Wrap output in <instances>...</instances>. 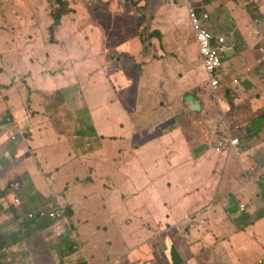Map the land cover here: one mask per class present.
Segmentation results:
<instances>
[{
	"label": "crops",
	"instance_id": "obj_1",
	"mask_svg": "<svg viewBox=\"0 0 264 264\" xmlns=\"http://www.w3.org/2000/svg\"><path fill=\"white\" fill-rule=\"evenodd\" d=\"M134 1L140 3L133 9L134 14L147 10L142 8L145 0ZM184 3L180 7L162 5L152 12L161 22L154 25L150 23L153 34L151 41L142 40L137 33H133L131 40L117 43L116 47L109 46L108 40L105 42V33L95 22L94 25L89 21L85 25L78 23V30L84 38H67L70 29L76 27L70 22L73 19L69 16L71 13L63 16L61 25L65 23L66 32L63 46L74 48L75 56L83 54L85 47L88 51L89 34L98 33L100 44L90 57L93 61L91 66L98 72L92 74L88 83L93 88L94 101L95 92L100 95V80L109 89L114 85L116 87L115 95L123 118L116 122L123 144L118 154L124 153V177L131 188L126 198L122 199L124 207L121 200L111 202L113 208L110 211L116 215L111 219V225L115 228L113 231L111 227L102 231L97 229L91 235V239L96 241L93 248L89 247V240L85 236L81 243L73 230L72 234H67L68 231L64 233L65 236L58 233L43 235V228L50 224L55 226V223L51 220L31 221L27 218L31 211H26L23 218L4 213L8 218L0 221V230L16 238L13 240L11 236H6V247L0 250L4 260L12 256L27 264H198L196 258L202 250L195 255L193 250L186 252L181 247L184 225L194 223L190 231L206 232L212 240L220 233L228 234L225 243L228 246L227 253L208 249L211 255L207 253L203 264H216L217 261L264 264V198L260 197V192L264 190V181L261 179L264 175V83L259 77L264 72V0H184ZM191 8L198 19L206 22L208 29L203 28L214 35L222 36V32L231 34L237 45L234 48L226 46L222 50V80L216 95L209 85L199 53L196 32L189 16ZM127 10L131 14V9ZM113 14L118 15L115 12ZM204 14L208 15L207 19H203ZM111 25L123 37L129 36L125 34L128 22H113ZM121 56L133 63L119 71L115 70L113 75L108 74L109 78L104 75L103 79L100 78L103 63ZM66 65V69H73L80 75L87 76L89 72V63L84 61ZM237 79L239 83L235 82ZM72 86L79 87L81 91L79 82H72L65 91ZM189 96L193 98L192 103L187 101ZM64 98L67 99V95L64 94ZM84 103L89 108L85 97ZM195 105H200L199 111L194 110ZM96 106H92L90 118L95 137L87 138L92 149L86 153V158L90 160L88 164L98 171L105 165L102 176L109 177L108 163H102L97 143L102 136L99 130V107ZM74 111L73 116L64 114L65 128L76 130V121L81 118L79 106H74ZM10 114V123L8 118H2V123L9 124L0 133L2 144L11 141L14 134L24 140L23 133L29 131V123L24 124L22 121L19 124L11 111ZM44 114L48 115L45 110ZM183 115L190 119L180 120ZM55 116L53 114L52 117ZM229 134L239 138V145L217 154L212 146L214 140ZM13 145L15 151L6 152L5 157L13 158L15 165L6 172L11 176L16 175L25 187L27 183L24 175L16 173L15 169L21 161L13 156L21 146L20 140ZM249 152L252 156L247 162L245 159ZM104 155L109 158L112 154ZM224 155L228 159H242L241 171L235 170L234 174L239 176L244 188H249V197L242 196L237 201L246 206L244 211L240 205H236L233 210L228 206L226 196L234 198L230 191L220 193V203L198 196L201 186L195 183L197 176L215 175L217 170L197 167L191 161L197 157L215 160ZM134 160L137 161L134 163ZM75 182L78 183V179L71 183ZM5 183V180H0L1 189ZM63 185L65 188L62 190L66 193L69 181L65 180ZM81 185L88 190L85 181ZM51 192L47 196L41 194L42 198L49 202L60 195L57 190ZM70 197L69 192L63 201L58 200L57 203L67 206L72 223L75 212L71 204L65 202L70 201ZM105 203L96 206V210L106 209ZM23 207L24 204L20 208L25 212ZM214 207H218V210H213ZM132 214L139 216L141 221L135 228L131 225ZM190 217L199 219L188 221ZM200 219L205 220V224H201ZM224 221L233 226H226ZM117 222L119 225L114 226ZM19 225L23 230L14 229V226ZM20 234L21 237L17 238ZM29 240H32V244ZM40 241L45 242V255L38 257L37 254L44 251L38 249L39 244L36 245ZM69 242L72 248L68 249ZM99 250L107 256L105 261L97 260Z\"/></svg>",
	"mask_w": 264,
	"mask_h": 264
},
{
	"label": "rangeland",
	"instance_id": "obj_2",
	"mask_svg": "<svg viewBox=\"0 0 264 264\" xmlns=\"http://www.w3.org/2000/svg\"><path fill=\"white\" fill-rule=\"evenodd\" d=\"M133 1L68 0L70 7L73 9L69 15L73 18L70 22L76 28L70 29L67 38H84L78 30V27H80L78 23L82 22V25H85L89 21L90 24L95 22L102 27V33H105V42L108 40L109 46L114 45L116 47L117 43L131 40L130 36L133 33H137L138 36L142 37V40L151 41V38H149L152 33L150 23L154 25L161 22L159 17L152 12L162 5L165 7H180L185 4L184 0H145V5L142 8L148 7L147 10L134 14L133 9L138 7L136 4L139 1L137 3L134 1L136 4ZM56 7L54 0H0V83L7 84L0 85V117L5 115L7 118L10 117L11 111L19 124L22 121L24 124L29 123V131L23 133L25 134L24 140L17 134V140L15 141L2 144L3 139H0V180L6 181L3 186L5 190L0 187V199L3 192L11 193L9 198L14 205L18 206L17 208L22 207L24 204L23 209L25 212L20 213L21 218H23L26 216V211L32 212L33 209H36L33 211H37L48 204L57 206V201H63L70 192V201L66 200L65 202L71 204V208L75 212V217L72 219L73 224L65 218L59 219L54 221L55 226L50 224L44 227L42 234L58 233L65 236L64 233L68 231L67 234H72L73 230L81 243L84 242L83 237L85 236L89 240V247L93 248L96 241L91 239V235L96 233L97 229L102 231L104 228L109 229L111 227V231H113V228H115L111 225V219L116 216L110 211L113 208L111 202L121 200L124 207L125 202L122 199L126 198L128 190L131 188L124 177L126 173L124 153L118 154V151L120 152V149L123 148V144L119 134L120 129L116 122L123 118L120 115V104L115 95V85L109 89L107 86L102 85V80H100V95L95 92V101L92 97L93 88L88 82L92 74H96L98 71L91 66L93 61L90 57H92L94 48H97L100 44L98 33L95 31L89 34V50L87 51L85 47L83 54L79 53L78 56H75L73 53L74 48L63 46L66 39L64 22L53 34L50 33L49 29L53 24L51 16ZM127 8L131 9V14ZM114 12L118 15L115 16ZM120 21L128 22L125 34L129 36L123 37L122 34L113 30L111 23ZM202 26L207 28L206 22H202ZM222 33L227 42L230 38L233 39L231 34ZM52 38L54 41H51ZM56 44L59 45L55 46ZM46 56L49 58H46ZM83 61L89 63L87 76L86 74L80 75L73 69H66V64L82 63ZM132 63L124 56L115 61L111 60L103 63L100 78L103 79V75L109 78L108 74L113 75L115 70L128 67ZM62 64L64 65L62 66ZM72 82H79L82 92L79 87L72 86L67 88V94L65 89ZM64 94L67 95V99L64 98ZM84 97L90 109L84 103ZM97 97H99V100H97ZM94 104L95 106L98 104L96 108L99 107V130L102 136L97 143L99 144L102 163H108L109 177L102 176L104 175L102 172L105 165H102L101 170L98 171L93 165L88 164L90 160L86 158V153L92 149L87 138L95 137L90 123L91 108ZM76 105L79 106L78 114L81 117L78 118L80 121H76V130L65 128L63 125L64 114L68 113L73 116L75 114L74 106ZM44 110L48 115L44 114ZM53 114L56 116L52 117ZM183 119L190 118L183 115L180 120ZM85 120H87V123ZM7 125L9 124L2 123L0 133L7 128ZM10 136L11 134H9ZM110 136L115 138L107 139ZM19 140L21 146L13 156L17 158L16 160L21 161L15 169L16 173L24 175L27 183L24 184L25 187L22 186V181L16 175L11 176L6 172L14 167L15 160L6 158L5 153L14 152L13 144ZM212 146L217 154L225 153V151H220L217 139L214 140ZM105 153L112 155L107 158L104 155ZM251 156L252 153L249 152L245 160L250 162ZM136 161L134 160V163ZM241 162L242 159L235 157L228 159L227 155L215 160L212 158L203 160L200 157L192 160L191 163L197 167L205 169L212 167L217 170L215 175L197 176L195 183L201 186L198 196L220 203L222 201L220 193L230 191L233 193L234 198L226 196L229 202L228 206L232 210L236 205L239 206L240 204L237 201L241 200L242 196L249 197V188H244L239 176L234 174L235 170L236 172L241 171ZM75 179H78V183H71ZM261 179L264 181V175L261 176ZM65 180L69 181L66 193L62 190L65 188L63 185ZM192 180L194 181V179ZM83 181L86 182L90 192L82 187ZM263 181L260 182L261 185ZM9 188H11V191ZM53 190H57V194H60L57 199L48 202L42 198V195L47 196ZM260 197L264 198V190L260 192ZM16 199H19V202H16ZM26 199H28L26 202L28 206L25 205ZM102 202H106L104 204L106 209L96 210V206L101 205ZM61 204L63 205V203ZM0 205L9 210V205H5L1 200ZM247 205L249 206V203ZM64 206L66 207L65 204ZM217 208L214 207L213 210H218ZM2 212L0 211L1 222L8 218ZM231 219H233L232 216ZM201 221L202 224H205V220ZM224 222H226V226H233L227 221ZM140 223L139 216L133 215L132 228L137 227ZM17 224L21 225L22 223L17 222ZM20 225L14 226V229L18 230L20 228L23 230ZM118 225L119 222L114 226ZM184 226L185 233L182 236L184 241H181V247L186 252L193 250L195 255L202 250L199 257L196 258L199 264H203L206 260L207 253L210 254L208 249H214L213 252L218 249L221 250V253H227L228 246L225 244L228 241L227 233H220L221 235L212 240L206 232L190 231L194 223H186ZM200 226L203 228L202 225ZM3 232V230H0V233L3 234L2 237L7 241L6 236L8 233L7 231ZM9 236L11 235L7 237L9 238ZM16 237H21V234ZM11 238L16 240L12 236ZM29 243L32 244V240H29ZM76 244L79 245V243ZM36 245H38V249L44 250L40 254L38 253L37 256L45 255V242L40 241ZM67 247L68 249L72 248L70 242ZM103 252L99 250L97 260L103 259L105 261L107 256ZM15 258L8 256L4 260L3 254L0 253V264H27L26 261H18ZM216 264L235 263L232 261L225 263L217 261Z\"/></svg>",
	"mask_w": 264,
	"mask_h": 264
},
{
	"label": "built area",
	"instance_id": "obj_3",
	"mask_svg": "<svg viewBox=\"0 0 264 264\" xmlns=\"http://www.w3.org/2000/svg\"><path fill=\"white\" fill-rule=\"evenodd\" d=\"M189 16L191 18L192 27L196 31V40L199 45V52L202 57L203 66L205 69V73L209 82V85L214 94L220 89L221 79L219 77V69L222 68L221 61V53L224 47L230 46L231 48L235 47V41L229 39L228 42L223 36H215L211 34L208 30L203 28L202 20L198 19L195 14V10L191 8L189 10ZM208 15L204 14L203 19H207ZM261 82L264 83V72L259 74ZM237 82V81H235ZM2 118H0V126ZM8 121L10 119L8 118ZM12 140H16V136L12 135ZM218 147L220 151H228L231 147L238 146L240 140L238 137H232L231 134L227 136H223L222 138H218ZM16 202H19V199H16ZM241 210H245V205L240 206ZM27 218L31 221L37 220H51L56 221L59 219L66 218L64 214V209L59 204L54 206L52 204H48L44 208H40L37 211H32L27 215ZM65 220V221H66Z\"/></svg>",
	"mask_w": 264,
	"mask_h": 264
},
{
	"label": "trees",
	"instance_id": "obj_4",
	"mask_svg": "<svg viewBox=\"0 0 264 264\" xmlns=\"http://www.w3.org/2000/svg\"><path fill=\"white\" fill-rule=\"evenodd\" d=\"M131 1V0H130ZM55 4H56V9L52 12V20H53V24L50 27V33L53 34L54 31L58 30L61 27V20L63 18V16L71 13L73 11V9L70 7L68 0H54ZM134 4H136L133 1ZM138 5V4H136ZM148 7H146L145 9H147ZM143 22H144V18H143ZM159 33V32H157ZM153 37V34H151L149 36V38ZM51 41H54L53 38L51 39ZM118 58L112 59V60H117ZM129 67V66H128ZM126 68V67H124ZM222 69H219V77L222 80L221 77V72ZM237 82L239 83V80L237 79ZM237 83V84H238ZM221 87V86H220ZM1 88V87H0ZM220 90V89H219ZM219 92V91H218ZM9 190L11 191V188H9ZM11 193L9 192H3L2 194V198L0 199L5 205H9V210H7L6 208L3 207V205H0V211H3V213H7L8 215L12 214L14 217L16 218H20L21 215L20 213L23 211L22 208H17L18 206L14 205V203L12 202V200L9 198ZM62 206V205H61ZM4 209V210H3ZM64 209V214L66 216V218L69 221V215L71 214L70 210L66 207H63ZM24 213V212H22ZM195 219H199L197 217H190L188 219V221H192ZM201 221V219H200ZM202 224V221H201ZM6 240L2 237V234L0 233V250L2 251L4 249V247H6ZM79 264H88L87 262H80ZM199 264V263H198Z\"/></svg>",
	"mask_w": 264,
	"mask_h": 264
},
{
	"label": "clouds",
	"instance_id": "obj_5",
	"mask_svg": "<svg viewBox=\"0 0 264 264\" xmlns=\"http://www.w3.org/2000/svg\"><path fill=\"white\" fill-rule=\"evenodd\" d=\"M195 30V29H194ZM196 32V31H195ZM197 41V40H196ZM197 44H198V42H197ZM198 47H199V45H198ZM200 53V52H199ZM201 56V55H200ZM202 58V57H201ZM221 61H222V55H221ZM221 69H223V64H222V68ZM216 95V94H215ZM0 118H5L6 120H7V117H6V115L5 116H3V117H0ZM10 119V118H9ZM8 121V120H7ZM10 121H11V119H10ZM10 121H8L9 123H10ZM1 123H2V121H1ZM15 136H16V134H14ZM223 136H220V138H222ZM218 139V138H217ZM16 140H17V136H16ZM11 141H14V140H12V137H11ZM227 151V150H226ZM241 205H244V204H241ZM240 205V206H241ZM62 207H64V206H62ZM245 208H246V206H245ZM241 209V208H240ZM242 211H244V210H242ZM67 221H68V219H67Z\"/></svg>",
	"mask_w": 264,
	"mask_h": 264
},
{
	"label": "water",
	"instance_id": "obj_6",
	"mask_svg": "<svg viewBox=\"0 0 264 264\" xmlns=\"http://www.w3.org/2000/svg\"><path fill=\"white\" fill-rule=\"evenodd\" d=\"M187 101L192 103L193 98H192L191 96H189V97L187 98ZM194 110L199 111V110H200V105H195V106H194Z\"/></svg>",
	"mask_w": 264,
	"mask_h": 264
}]
</instances>
